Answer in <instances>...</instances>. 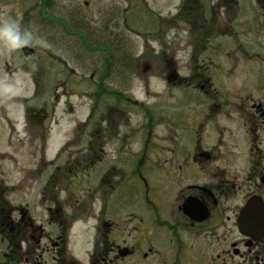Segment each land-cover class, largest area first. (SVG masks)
Returning <instances> with one entry per match:
<instances>
[{
    "label": "flooded vegetation",
    "instance_id": "flooded-vegetation-1",
    "mask_svg": "<svg viewBox=\"0 0 264 264\" xmlns=\"http://www.w3.org/2000/svg\"><path fill=\"white\" fill-rule=\"evenodd\" d=\"M183 2L189 69L164 65L155 77L195 101L184 118L154 112L146 124L148 133L162 126L170 148L152 166L144 150L124 174L109 165L96 177L111 107L102 130L93 94L70 140L84 148L47 150L41 132L34 163L18 181L0 179V264H264V0ZM79 29L108 70L112 44L90 46ZM172 43L151 57L165 63Z\"/></svg>",
    "mask_w": 264,
    "mask_h": 264
},
{
    "label": "rangeland",
    "instance_id": "rangeland-1",
    "mask_svg": "<svg viewBox=\"0 0 264 264\" xmlns=\"http://www.w3.org/2000/svg\"><path fill=\"white\" fill-rule=\"evenodd\" d=\"M182 1L0 0V22L9 17L18 22L33 35L25 45L34 47L25 62L20 47L9 50L0 38V179L18 181L20 169L34 163L41 132L48 136L47 150L84 148L85 140L76 145L70 140L96 92L93 121L102 130L111 125L104 143L109 151L96 165L95 176L109 165L118 167L119 176L124 174L120 169L133 168L144 150L142 164L152 166L157 152L169 149L170 143L162 126L147 132L148 113L159 114L161 120L171 119L174 112L184 118L186 101L192 100L188 90L155 77L164 65H175L181 75L189 69L192 48L187 47L191 40L181 20ZM205 6L204 15L218 17V8ZM175 14V22L167 21ZM76 28L90 46L112 44L108 70L104 52L85 47L73 34ZM169 43L165 63L151 57L159 45L165 49ZM106 106L111 107L110 123L100 119Z\"/></svg>",
    "mask_w": 264,
    "mask_h": 264
},
{
    "label": "clouds",
    "instance_id": "clouds-1",
    "mask_svg": "<svg viewBox=\"0 0 264 264\" xmlns=\"http://www.w3.org/2000/svg\"><path fill=\"white\" fill-rule=\"evenodd\" d=\"M0 38H3L5 46L12 50L30 43L33 35L27 29H22L18 22L9 17L0 22Z\"/></svg>",
    "mask_w": 264,
    "mask_h": 264
},
{
    "label": "trees",
    "instance_id": "trees-1",
    "mask_svg": "<svg viewBox=\"0 0 264 264\" xmlns=\"http://www.w3.org/2000/svg\"><path fill=\"white\" fill-rule=\"evenodd\" d=\"M186 7H187L186 3L183 2L182 5H181V11L184 12V16H183L182 19H181L183 22H187L188 20H190V17H191V15H192L191 13H190V15H187V14H186V12H185V11H186V10H185ZM193 14H194V13H193ZM195 19H196L198 22H200V15L195 14V15H194V20H195ZM196 20H195V21H196Z\"/></svg>",
    "mask_w": 264,
    "mask_h": 264
},
{
    "label": "water",
    "instance_id": "water-1",
    "mask_svg": "<svg viewBox=\"0 0 264 264\" xmlns=\"http://www.w3.org/2000/svg\"><path fill=\"white\" fill-rule=\"evenodd\" d=\"M20 51H21L22 56L24 58H27V57L33 55V53H34V49L28 45H22L20 47Z\"/></svg>",
    "mask_w": 264,
    "mask_h": 264
}]
</instances>
